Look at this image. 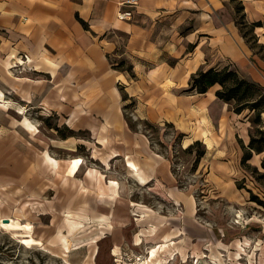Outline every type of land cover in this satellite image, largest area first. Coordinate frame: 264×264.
I'll return each instance as SVG.
<instances>
[{"label": "crops", "instance_id": "0c3cea01", "mask_svg": "<svg viewBox=\"0 0 264 264\" xmlns=\"http://www.w3.org/2000/svg\"><path fill=\"white\" fill-rule=\"evenodd\" d=\"M122 1L0 0V223L32 243L41 242L36 231H55L38 223L47 215L62 218L63 232L123 231L145 209L133 198L144 188L192 223L194 200L176 185L169 152L129 127L119 85L136 100L137 119L171 122L186 145L204 144L203 158L249 141L218 85L189 89L192 74L221 59L264 86V59L242 37L230 0ZM241 1L245 19L261 22L254 32L264 47V0ZM120 9L132 17L118 19ZM122 58L134 77L112 66ZM50 115L87 137L44 135Z\"/></svg>", "mask_w": 264, "mask_h": 264}, {"label": "rangeland", "instance_id": "374dc122", "mask_svg": "<svg viewBox=\"0 0 264 264\" xmlns=\"http://www.w3.org/2000/svg\"><path fill=\"white\" fill-rule=\"evenodd\" d=\"M253 51L264 59V48L256 46ZM225 62L217 61L216 67ZM128 115L135 124L131 109ZM240 115L249 135L255 129L253 113L246 109ZM261 119L264 129L263 113ZM59 122L57 116H48L41 125L43 134L58 137L53 128ZM136 125L141 131L146 129L155 148L168 151L171 158L175 155L176 185L194 200L192 223L185 221L180 205L174 207L144 188L133 198L141 200L145 209L131 218L133 224L124 221L123 231L92 232L79 225V232H63L62 218L47 215L37 221L53 223L55 231H36L33 235L41 242L26 243L22 232L0 223V264H264V207L250 200V191L264 200V179H256L241 166L240 146L237 152L210 151L193 169L202 142L190 153L184 150L187 135L176 140L171 128L163 124L158 131L141 122ZM75 134L87 137L83 131ZM52 152L67 155L62 150ZM263 157L264 151L249 160L260 172H264Z\"/></svg>", "mask_w": 264, "mask_h": 264}, {"label": "trees", "instance_id": "16d2710c", "mask_svg": "<svg viewBox=\"0 0 264 264\" xmlns=\"http://www.w3.org/2000/svg\"><path fill=\"white\" fill-rule=\"evenodd\" d=\"M234 8V20L237 25L242 37L245 39L246 43L250 48L255 49L256 46L260 50L264 47L262 44H258L257 37L254 34V30L257 26L261 25V22H248L245 19L244 6L241 0H230ZM82 25L88 29L87 24L80 19ZM243 28H246L244 30ZM112 66L116 69L127 71L131 77H134L132 71V64L128 63L124 58L119 61H114ZM214 85H218L219 88L216 90V96L229 103L231 109L235 113H242L244 110L249 109L253 113L252 121L255 123L254 131L249 134V141L247 145L241 143L242 156L240 159L241 166L249 171L256 179H264V172H260L256 166H253L249 160L252 158L253 154L261 153L264 151V129L261 128L263 121L261 119V114L264 112V86L258 82L251 81L244 76H242L238 70L230 63L225 64L220 67H210L206 69H199L190 78V90H195L197 93H205L208 89ZM119 89L122 95V100L124 101L123 110L124 116L129 127L134 131H140L137 127V123L141 122L147 129L152 128L154 131L159 130L160 124L171 128L173 133L176 135V140H181L184 133L178 132L171 122L163 121L162 123H154L147 119H137L135 124L131 123L130 117L128 115V109L134 111L136 100L130 97L124 89V86L119 85ZM60 137L66 138L68 136L76 135L73 129L69 128L67 125H63L62 128L58 125L54 128ZM67 131V132H66ZM147 136L148 133L146 129H143ZM151 145L158 152L166 154L165 151L155 148L153 145V140L149 138ZM179 142V141H178ZM198 144H202L200 140H194L190 143L184 150L192 153L194 147ZM174 149V148H173ZM205 146L201 148L200 151L196 150L193 169L197 168V165L205 155ZM173 157L175 155H172ZM172 157L173 164L175 163ZM261 167L264 169V157L260 163ZM175 171V170H174ZM240 184H237V188H241ZM250 200L256 201L258 204L264 207V200L259 199L255 194L250 191Z\"/></svg>", "mask_w": 264, "mask_h": 264}, {"label": "built area", "instance_id": "2783aa9c", "mask_svg": "<svg viewBox=\"0 0 264 264\" xmlns=\"http://www.w3.org/2000/svg\"><path fill=\"white\" fill-rule=\"evenodd\" d=\"M123 5H135L137 4L136 0H124L121 2ZM117 17L120 20H127L132 17V10L131 9H120L117 12Z\"/></svg>", "mask_w": 264, "mask_h": 264}, {"label": "bare ground", "instance_id": "6f19581e", "mask_svg": "<svg viewBox=\"0 0 264 264\" xmlns=\"http://www.w3.org/2000/svg\"><path fill=\"white\" fill-rule=\"evenodd\" d=\"M263 115H264V112H263ZM76 162H77V159L74 160V163H76ZM2 224H3L4 226H6V227L16 228V227H15L16 225H15L14 223H9V222H7V223H3V222H2ZM27 229L30 230L29 227H28ZM33 241H34V240H33L32 236H31L29 239H25L24 242H26V243H31V242H33Z\"/></svg>", "mask_w": 264, "mask_h": 264}]
</instances>
